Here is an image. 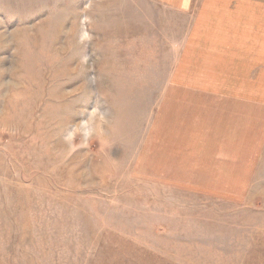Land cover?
I'll return each instance as SVG.
<instances>
[{
	"label": "rangeland",
	"instance_id": "374dc122",
	"mask_svg": "<svg viewBox=\"0 0 264 264\" xmlns=\"http://www.w3.org/2000/svg\"><path fill=\"white\" fill-rule=\"evenodd\" d=\"M0 264H264V0H0Z\"/></svg>",
	"mask_w": 264,
	"mask_h": 264
}]
</instances>
